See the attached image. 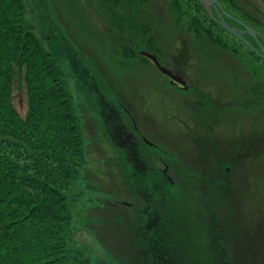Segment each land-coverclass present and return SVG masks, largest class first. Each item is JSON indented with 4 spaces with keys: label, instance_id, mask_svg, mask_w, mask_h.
Instances as JSON below:
<instances>
[{
    "label": "trees",
    "instance_id": "trees-1",
    "mask_svg": "<svg viewBox=\"0 0 264 264\" xmlns=\"http://www.w3.org/2000/svg\"><path fill=\"white\" fill-rule=\"evenodd\" d=\"M176 1L173 4L177 14L185 19L187 32L197 44V53L207 59L211 57L208 50L234 53L236 60L255 75L248 88L245 108L264 104V76H257L252 69V63L255 67V60L262 59L241 38L211 18L201 1ZM96 2L108 20L111 14L110 26L131 38L127 46H121L123 58H139L144 66L151 65L149 59L137 54L138 48L157 54L160 49L153 41L154 21L148 11V0H134L119 6L116 0ZM108 5L111 6L109 12ZM212 13L216 17L215 11ZM67 46L59 35H49L40 27L37 30L28 21L23 0H0V264L90 263L89 246L73 235V206L77 194L72 193L71 187L86 163V145L82 120L62 64L79 65L80 68L71 69L79 72L81 77L77 74L78 77L85 83L86 108L96 107L103 117L107 116L103 109H112L113 104L108 98H114L116 90L101 86L91 67L81 65L85 56L74 57ZM15 87L25 90L23 114L14 103ZM137 181L135 178L130 183L133 186L134 182L149 194L148 202H152V206H161L162 211L170 214L171 221L186 225L180 220L183 212L179 213L186 206L179 197H174L172 184L166 179ZM231 186L234 187L225 182L220 187L222 192L215 195L217 200L209 197V202L214 204L210 208L216 224L215 242L202 244L204 251L207 248L209 253L195 255L187 259L186 264H256L249 244L258 248L264 264V210L261 209L262 215L257 222L255 215L250 220V216H242L241 220L245 218V224L249 225L248 249L232 254V240L241 220L238 211L228 209L226 203L232 192L241 190L238 185L235 189ZM102 197V205L122 210L121 214H116V219L124 225L121 233L126 245L121 244V249L111 253L119 264H157L154 258L161 253L154 249L153 225L134 219L118 196ZM260 229L262 234H259ZM145 242L149 244L147 250ZM219 250L222 254L215 263L212 256L215 258Z\"/></svg>",
    "mask_w": 264,
    "mask_h": 264
},
{
    "label": "rangeland",
    "instance_id": "rangeland-1",
    "mask_svg": "<svg viewBox=\"0 0 264 264\" xmlns=\"http://www.w3.org/2000/svg\"><path fill=\"white\" fill-rule=\"evenodd\" d=\"M132 1L134 0H116V5H126ZM174 2L177 3L176 0H148V11L154 21L153 41L158 43L160 49L157 54L138 48L137 54L145 56L149 59L148 62H153V59L143 54L149 53L161 63H167L168 58L165 55H179L180 67L188 81L195 82V85L203 92L206 91L213 101L217 99L220 107L217 114H221L219 119L222 120L221 138L227 139L231 133L232 139L237 141L242 139L240 142L252 145L254 157L250 162L248 159L241 162L239 175L233 180L234 187L231 186V189H235L238 185L241 191L232 192L226 205L228 209L238 211L240 220L242 216H250V220L255 215L257 222L262 215L261 210H264V104L260 103L249 109L245 108L244 104L255 75L236 60L234 53L232 55L219 49L208 50L211 56L208 59L198 54L197 44L187 32L185 19L177 14ZM23 3L28 21H31L37 30L40 27L49 35L54 33L59 35L68 45V52L74 57L85 56L81 65L91 67L96 81L105 89L118 90L122 98L130 103L128 107L131 110L137 112L139 109L142 114H146L147 120L154 123H157L158 119L153 118H161L160 122L168 120L164 112L168 118H171L172 114L176 116L175 113L182 115L185 113L182 111L185 110L184 98L193 93H190V90L181 92L171 86L163 72L152 66L154 62L144 66L145 63L138 61L139 58L133 60L123 58L121 46H127L129 43L127 41L131 38L118 33L113 25L110 26L111 14L108 20V16L100 9L96 0H23ZM107 8L109 12L111 6L108 5ZM118 13L123 16L125 14ZM213 19L218 20L217 14L216 17L213 14ZM257 61L255 60V67L252 63V69L262 78L264 61ZM62 67L67 74L68 85L82 120L86 145V163L77 182L71 187L72 193L77 194L73 206V235L75 239L84 241L89 246L91 252L89 264H119L112 254L113 251L121 249V244L126 245L124 235L121 233L124 225L116 219V214H121L122 210L116 206L102 205L100 200L103 201L102 195L113 196L120 193L123 183L118 174H112V171H117V166L113 165L115 162L113 161L112 165L106 162L105 155L111 150L110 146L107 139L100 136L99 130L97 132L92 124V118L98 123L103 119L96 109L86 108L88 92L84 81L77 75L79 72L74 71L80 68L79 65L62 64ZM79 75L81 77V74ZM15 85L18 86L17 83ZM13 99L15 106L23 114L24 88L15 87ZM149 115L152 119L148 118ZM149 121L148 123H151ZM182 140V137H174L172 142L183 145ZM200 181L191 177L186 181L176 182L177 184L172 187L176 197H179L187 207L190 216L193 209L198 211L195 207L200 209L198 205L200 193L196 190L200 187ZM190 216L188 218L192 221L193 218ZM244 219L240 221L241 225L238 226L235 239L232 240V254L235 252L240 254L241 251L248 249L246 237L249 225L245 224ZM260 233L262 234L261 229ZM244 245L246 248L243 249ZM249 245L254 251L256 264H263L258 248L253 244ZM207 253L209 252L206 248L205 254Z\"/></svg>",
    "mask_w": 264,
    "mask_h": 264
},
{
    "label": "flooded vegetation",
    "instance_id": "flooded-vegetation-1",
    "mask_svg": "<svg viewBox=\"0 0 264 264\" xmlns=\"http://www.w3.org/2000/svg\"><path fill=\"white\" fill-rule=\"evenodd\" d=\"M216 2L220 19L239 31L241 37H237L241 38L256 56L264 60L262 51L264 49V0H216ZM225 18L228 20L226 21ZM246 27L251 28L255 34L246 32ZM165 56L168 58L167 63H161L160 60L158 62L172 75H178L183 80V84L171 80L163 73L167 82L178 91L190 90V93H193L184 98L186 102L183 103L185 106V110H182L185 112L183 115L175 113L176 116L172 114V117L168 118L169 116L164 112L168 119L166 122L164 120L160 122L161 118H153L158 119L157 123L151 122L139 109V111L136 110L137 112L131 110L128 107L130 103L123 99L117 90L114 92V98H108L113 104L112 109H103L107 115L104 116L105 119L100 113L106 123H102L103 121L98 123L92 118V124L97 132L99 130L100 136L107 139L110 146L111 152L106 154L105 159L109 164L114 161L117 166V173L112 171V174H118L121 177L123 183L121 192L116 193L119 201L124 203L128 213L134 219L139 218L142 223L153 225L152 233L156 244L154 249L161 253L154 258L155 263L186 264L185 261L195 255L205 256L202 244L204 245L207 241L211 244L215 242L216 224L212 219L210 208V205L214 207V204L209 202L211 201L209 197L217 200L216 196L222 192L220 187L223 183L234 184L233 180L239 175L241 162L245 159L250 162V159L254 157V151L250 143L240 142L242 139L240 141L232 139L231 133L227 139L221 138L220 121L222 120L219 119L221 114H217L220 108L217 99L213 101L206 91L203 92L199 86L195 85V82L188 81L180 67L179 55ZM152 66L158 69L154 63ZM252 83L253 81L251 85ZM94 109L97 108L94 107ZM148 118L152 119L150 115ZM174 137H182L183 145L173 143ZM191 177L201 180L200 187L196 188L200 193L198 199L200 209L195 207L198 211L193 209L190 212L191 216L187 207L179 211V213L183 212L180 220L186 225L171 221L170 214L162 211L161 206L155 208L152 202H148L149 194L146 191L134 185V182L133 186L130 183V180L133 181L135 178L138 183L142 179H166L175 186L177 180L186 181ZM172 193L176 197L173 190ZM188 216L193 218L192 221ZM144 244L147 250L149 244L147 242ZM197 249L200 251L197 252ZM221 254L219 250L215 258L212 256L215 263L217 261L215 259Z\"/></svg>",
    "mask_w": 264,
    "mask_h": 264
},
{
    "label": "water",
    "instance_id": "water-1",
    "mask_svg": "<svg viewBox=\"0 0 264 264\" xmlns=\"http://www.w3.org/2000/svg\"><path fill=\"white\" fill-rule=\"evenodd\" d=\"M199 1L202 2L203 6L205 7L206 11L208 12V14H209V16L211 18H213V13L211 11L213 9V10H215V12H216V14L218 16L217 22L220 25L224 26L228 31H230L234 35H236L238 37H241V34H240L239 31H236L233 27H231L230 25L226 24L222 19H220L219 7L217 5L216 0H199ZM225 14L230 17L229 14H227V13H225ZM246 32H248L249 34H252V35L255 34V32L251 28H249V27H246ZM262 51L264 52V49H262ZM143 54L146 55V56H148V57H150L151 59H153V62L158 66V68L164 74L168 75L171 78V80H175V81H178L181 84H183V81L179 77L172 75L166 68L162 67L159 64L158 60H156V58L153 55H151L149 53H145V52Z\"/></svg>",
    "mask_w": 264,
    "mask_h": 264
}]
</instances>
